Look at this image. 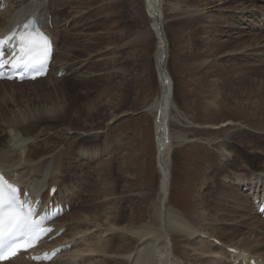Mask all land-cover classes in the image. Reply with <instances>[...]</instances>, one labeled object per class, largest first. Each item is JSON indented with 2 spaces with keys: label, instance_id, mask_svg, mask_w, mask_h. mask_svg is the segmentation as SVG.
<instances>
[{
  "label": "rangeland",
  "instance_id": "1",
  "mask_svg": "<svg viewBox=\"0 0 264 264\" xmlns=\"http://www.w3.org/2000/svg\"><path fill=\"white\" fill-rule=\"evenodd\" d=\"M0 1V6H5L4 0ZM36 1H40V3L38 4ZM48 1L51 5L49 11L53 17L56 18L55 20H58V24L54 29L55 36L57 35L56 38L58 39L59 37V54H57V60L59 57L68 60L65 59L63 55L64 52L67 51L69 54H73L72 56L75 58H81L74 62H62L63 64L73 63L78 69L79 76L75 80L71 77L63 78L64 80L58 78V81H69L67 85L70 91L67 89L65 97H63L66 103L70 102L72 114H80L79 112H84V114L82 115L83 117H79V119L73 123H69L68 121H66L67 123L59 122L60 124H58L62 127L58 124L53 125H57L58 127H50L47 132L43 133L42 136L38 138L35 136L38 132L37 128L29 129L28 132L23 130L19 132L17 129L16 131L19 132L18 137L23 139L25 145H27L21 148L23 154L19 161L22 160V163H24L25 160H23V158H25L29 150L36 152L34 148L43 147L46 143L52 145L50 141L53 140L56 141L58 146L52 145L50 155L47 157L53 162L57 160L58 156V164L62 163L60 156H65L66 147L71 144L72 140L75 141L73 143L75 147L70 154L71 158L68 157L66 160V166L69 163L73 165L71 164L72 166H70L69 164V167L62 173L65 176L66 184L64 183L65 180L63 175L60 173L58 175L52 174L53 164L46 165V167L42 168V173L48 177L53 175L56 177L58 176L59 181H61V183L63 182L60 191L62 189L64 195H59L60 199L71 196L73 192H78L76 198L78 201L75 199V213L78 211L83 217H87V219L91 218L92 223L90 225L93 228L91 231H87L84 221L82 222L80 219L76 221H78L80 225L82 224L83 230L81 229V231L83 233L87 232V241L91 244H95L96 241L99 240V229L112 228L114 226V221L111 223L109 220L103 219L106 221L105 223L104 221L98 222L93 219L95 216L98 218V215L101 213L103 217H107V211L111 212L116 208L118 210L123 209L124 215L129 218L126 219L127 221L125 220L126 222L124 221L118 224L126 227L128 231L132 230L133 227L152 223L150 214L153 213L152 207L155 205V201L159 199L158 190L160 185V173L157 166L158 164H156L158 154L156 130L157 113H154L155 110L151 111L150 109L151 104L154 102L153 100L159 97L161 90L159 80L157 81L155 58L158 32L151 29V21L144 0ZM58 1H62L63 3L68 2L71 5V7L69 4L60 6L61 9L63 7L68 8L63 12V15L57 12L60 7L56 6L55 3ZM213 1L215 0L208 2H200L199 0H165L159 4L160 7L163 5L165 6L163 10L159 9V12L163 17L162 22L165 21L163 28L169 41L168 50L170 51L168 68L174 82V101L177 105V109L175 108L172 113V126L170 128L173 134L172 139L174 140H171V155H169V158H171L169 159V163L172 161L170 165L172 178L169 203L192 219L198 218L200 212L204 213V215L208 216V218L206 216V218L204 217L208 219L206 220L208 224H205V221L202 222V220H205L203 217V219L198 218V223L196 222L198 229L201 231L202 225L204 224L205 227L211 230L216 227L215 235L225 237L227 240H232L234 243L232 242L227 247L233 248L230 245H239V241L246 237L249 238V233L251 234L250 231L254 229V226H250L251 224L248 219L250 212L246 210V212L242 214H233L234 211L232 210L235 207L233 202L229 204L225 203L226 205L223 204L224 208L222 205H219L218 199L216 200L218 202H215L214 198L216 196L214 194H216V189H218L222 183H241L235 186L236 190L240 187L238 189L240 193L243 192L244 194H248L242 182L235 181L236 176L230 175L233 171L232 169V171L230 170V164H241V167L249 171L251 165L257 167V164L252 161L249 165V162L246 163V157L254 158L257 155V157L264 159V119H256V117L243 114L245 111H248V114H250V112L255 109H262L258 106L261 105L262 101L259 99L264 98V30L260 29L263 16L259 14V7L264 5V0H247L248 2L239 1V3L237 2L238 5H236L237 3L235 2L227 5H220V2L218 5L210 3ZM17 2L18 5L21 4L19 7L20 10H27L25 8H28V10L30 8L39 9L40 11L37 10V13H39L41 21H44L42 18H44L45 11L48 10L47 0H26V2L25 0H19ZM30 2L31 4L29 5ZM167 3H175L179 8L177 7V9L170 10V6L168 8ZM194 9L197 10V13L190 15V11ZM253 13L255 15H253ZM196 16L200 18V20H198L199 23L197 22L195 24L194 22L197 19ZM221 16L222 18H229V23L224 24L226 26L222 23L216 25L218 19H222ZM7 19L8 18L4 15L0 17V28L8 22L9 19ZM59 21L62 23L61 25H59ZM143 32L145 37H143ZM137 36H139V40ZM193 37L197 38L194 39ZM143 38L145 42L141 43ZM135 41L136 43H134ZM213 41L214 43L216 42L215 44H224V46H215V49L213 48L214 50H208ZM66 44L70 46L73 45V48L66 49ZM75 44H78V47L81 49H76ZM206 45L207 48L205 47ZM84 49L86 53L83 52ZM206 51H210L208 52L209 55ZM199 56H201L199 58L200 60L197 59ZM60 58L59 60H61ZM62 63H58L55 70L58 71ZM57 71L53 74L56 75ZM53 77L54 76L51 75L49 81L27 86L26 88L28 89H33L35 87L39 88L36 90V93L31 90L27 93H23L24 96H20L18 102L25 103L29 98L30 100L36 99L40 93H45V87L54 88L55 85H52L54 82H51L55 80ZM211 84H214V86ZM216 84H218V86ZM63 87L64 86H62V88ZM4 88H6V86L0 85V93L2 94V98L6 99L9 105H4V102H2L1 108H14V104L12 103L15 101L13 97L14 90H6ZM20 89L22 88H17V90ZM18 92L19 96L21 91ZM216 94L220 96H218V99L216 98ZM38 100L40 101V99ZM55 100L60 105L65 106L63 98L62 100L64 102L60 97L57 99L55 98ZM242 106L243 108L241 109ZM96 108L100 113H95L96 115L88 120L89 116L86 115L88 114V109L96 110ZM243 109L245 110L244 112ZM229 120H235V123ZM84 121H86V123ZM47 124L49 125L50 123ZM85 124H92V126L86 128ZM71 125L75 127L73 128L74 130L70 132L67 130V127L69 128ZM62 129L65 131H62ZM9 130H11V128H8V126L4 124H0V133H3L2 136H0V140H4L0 141L1 149L2 145L4 147L7 143V146L12 150V143L8 144V142L11 138H14L15 134H11ZM29 132H31V134H29ZM174 134L178 136V138H174ZM180 134L185 135L187 141L190 142L182 143L181 140L179 141ZM244 134L253 135L251 139L252 142L251 140L242 139ZM60 135H63V138L57 139V136ZM75 137L79 138L76 140ZM223 140H228L231 144L238 147L240 151H230V153L228 152L227 154V158H225L221 150H218V145ZM60 153L63 154L59 155ZM88 154L94 156V158L88 159ZM45 157V155L40 154L37 161H44V159L47 158ZM85 165L87 168H84L86 167ZM228 165L230 166L228 167ZM89 166H91V169H97L98 166L99 168L96 171L97 174L91 172L89 174ZM67 172H69V174ZM65 173L67 174L65 175ZM29 177L31 176L27 175L25 180H28L29 183L31 182V185L34 187L38 185V183L35 184V182L39 181L36 177V181H32L34 179L31 180ZM95 183H111V186H116V190H113L115 195L105 199L108 201L105 205L107 207L104 206L103 208H99L103 210H101V213L96 211L99 210L96 209V206L102 201L103 194L102 189H100L102 199L99 201L98 198L100 195L99 191L95 192ZM244 183H248V181ZM93 193H96V196ZM88 194L91 195L88 196ZM207 202H209L208 205H206ZM214 203L222 206V208H220L224 210L225 214L229 212L221 223L215 221V219L219 215H224V213H221V210H217L218 213L215 207L217 204ZM98 207H100V203L97 208ZM225 210H227V212ZM130 214L132 216H130ZM77 215L80 217L79 214ZM231 216L233 219H230ZM244 216L248 217L246 218ZM110 217L111 216H109V218ZM235 218L246 228L239 234L241 236L238 235L239 237L237 236V238H230V234L235 230L234 226L230 227V223H233ZM210 220L214 221L210 222ZM226 220L230 222L223 225V222ZM66 223H72L70 218L67 219ZM215 223H219L220 225ZM96 224H98V226ZM102 225H105V227H101ZM250 228L252 229L250 230ZM243 232L245 233L243 234ZM120 234H117L118 237ZM124 235L128 238L132 237L125 233ZM124 235H121V237ZM81 236L79 235L76 238H82ZM203 236L206 237L204 241H210L213 245L217 244L211 241L213 238H209L205 233ZM132 238L133 239L123 238L116 244L117 249L125 253L124 255L131 254L134 256L138 255L141 251L138 248L139 242L136 240L137 238ZM173 239L176 252L178 253L175 254V258L179 259L182 262L181 264H192L193 261L192 258H188L189 255H201L207 258L205 256L207 254L205 251L197 248L199 247L198 245L192 244V241L189 242L185 237L174 235ZM74 240L76 239L74 238ZM87 241L79 240L77 246L83 248ZM134 241L137 242L134 243ZM66 243H68L67 245L72 244V242ZM78 251V248L76 250L73 249L71 253L69 252L60 260L59 264H74L70 260L72 258L77 260L78 254L76 255V253ZM111 255L112 254H108L105 258L112 260V257H110ZM181 256L187 257V260H183ZM219 256L221 255L219 254ZM114 260L112 264H124L123 261L127 263V260H121V258L120 260ZM75 264H78L77 261Z\"/></svg>",
  "mask_w": 264,
  "mask_h": 264
},
{
  "label": "bare ground",
  "instance_id": "2",
  "mask_svg": "<svg viewBox=\"0 0 264 264\" xmlns=\"http://www.w3.org/2000/svg\"><path fill=\"white\" fill-rule=\"evenodd\" d=\"M12 1L13 3V6H14V9L13 11H6V14L4 15L5 17H7L9 19L8 23L6 26H4L2 29H0V34H3L5 32H8L10 31L13 27H11L12 25L18 23V22H22L24 20V18L26 17V14L28 13H31V12H36V9H31L26 12L24 11L22 8V10H15L17 9V7L21 6L18 5V2L19 0H4V4H5V7L6 8H9V6H6L8 3H10ZM31 1V0H30ZM34 1V0H33ZM65 1V0H63ZM165 0H144V3H145V6L147 8V12H148V16H149V19L151 21V29L158 32V39H157V48L159 49V52L155 54V58H156V63H157V60H159L161 58V46H162V42H163V37L160 36V33H159V30H158V26H157V18H153V12H158L160 11L159 9L163 10V7H165L164 5L163 6H159L160 3L164 2ZM200 2H208V1H212V0H199ZM239 1H247V0H215L213 2H210V3H215V4H219L220 2V5H227L229 3H232V2H235V3H239ZM254 1H258V0H254ZM38 2V4L40 3V1H36ZM248 2V1H247ZM250 2V1H249ZM63 2L59 1L57 2L58 6H65L67 4H62ZM68 3V2H67ZM238 3L236 5H238ZM256 3V2H255ZM254 3V5H255ZM31 4V2L29 3V5ZM37 4V5H38ZM101 4V3H100ZM214 4V5H215ZM18 5V6H17ZM28 5V6H29ZM213 5V7H214ZM215 5V6H217ZM253 5V6H254ZM112 6V5H111ZM167 6L169 8L170 6V10H174V9H177V7L179 8V6H177V4L175 3H167ZM176 6V7H175ZM186 6V5H185ZM210 6V4H209ZM246 6V5H245ZM252 6V5H251ZM250 6V7H251ZM40 7V5H39ZM211 7H212V4H211ZM222 7V6H221ZM231 7V6H230ZM255 7V6H254ZM258 7V6H257ZM184 8V7H183ZM210 8V7H209ZM226 8V7H225ZM229 8V7H227ZM237 8V7H236ZM260 9V12L259 14L263 13L264 12V5H261L259 7ZM28 10V8H25ZM68 8L66 7H63L61 10L64 12L66 11ZM197 9V8H196ZM194 9V10H191L190 11V15H194L196 14L197 10ZM206 9V8H205ZM219 9V8H218ZM39 10V9H38ZM50 10V9H49ZM106 10V9H105ZM110 10V9H109ZM112 10V9H111ZM22 11V12H21ZM40 11V10H39ZM204 11V10H203ZM222 11V10H221ZM226 11V10H225ZM250 11H253V10H250ZM8 12V13H7ZM42 12V11H41ZM46 12V11H45ZM245 12V11H244ZM247 13V12H246ZM250 13V12H249ZM199 14V12H198ZM252 14V13H251ZM160 15V19L162 20V15L161 13H159ZM253 15H255L253 13ZM1 16V15H0ZM106 16V15H105ZM200 16V15H199ZM205 16V15H203ZM261 17V16H260ZM4 18V17H3ZM196 21L194 22L195 24L198 22V20H200V18H198L196 16ZM203 18V17H202ZM222 18V16H221ZM7 19V20H8ZM26 19V18H25ZM131 19V18H130ZM237 19V18H236ZM43 20V18H42ZM55 20V19H54ZM174 20V19H173ZM58 21V20H57ZM216 21V20H215ZM165 22V21H164ZM164 22H162L164 24ZM190 23V22H189ZM199 23V22H198ZM228 24L229 23V18L228 17H224L222 19H218L216 25H220V24ZM5 24V23H4ZM48 24L49 23H46V25H43L44 28H46L50 34V36L52 37L53 41H54V60H53V65L55 66L56 65V54H57V51H58V47H59V37L58 39L56 38L57 35L55 36L51 30H49V27H48ZM176 25V24H175ZM193 25V24H192ZM236 25V24H235ZM226 26V25H224ZM228 26V25H227ZM147 27V26H146ZM219 27V26H218ZM204 28V27H203ZM57 29V28H56ZM149 29V30H151ZM206 29V28H205ZM235 29V28H234ZM148 30V31H149ZM164 30V29H163ZM207 30V29H206ZM221 30V28H220ZM223 30V29H222ZM55 31V30H54ZM146 32V31H145ZM165 35H166V32H164ZM209 33V32H208ZM60 34V33H59ZM146 34V33H145ZM149 34V33H148ZM232 34V33H231ZM240 34V33H239ZM141 35V34H140ZM143 35H144V32H143ZM59 36V35H58ZM147 36V35H146ZM138 37V40L140 39L139 36ZM145 37V35L143 36ZM194 37H195V34H194ZM193 37V38H194ZM239 37V36H238ZM244 37V36H243ZM262 37V36H261ZM136 38V37H135ZM134 38V39H135ZM147 38V37H146ZM166 38H167V35H166ZM197 38V37H196ZM194 38V39H196ZM70 39V38H68ZM205 39V38H204ZM209 39V38H207ZM66 40V39H65ZM168 40V38H167ZM70 41V40H69ZM76 41V40H75ZM142 42H145L144 38L142 39L141 43ZM203 42V41H202ZM201 42V43H202ZM206 42V41H205ZM209 42V41H208ZM218 42V40H217ZM64 43V41H63ZM79 43V42H78ZM136 43V41L134 42ZM207 43V42H206ZM216 43V42H215ZM214 41L211 42V46H209L208 50L209 49H215V46L219 47H223L224 44H215ZM70 44V43H69ZM69 44H66V49L67 48H70L72 49L73 48V43L71 44L72 46H70ZM133 44V43H132ZM168 44H169V41H168ZM204 44V43H203ZM259 44V43H258ZM63 45V44H62ZM65 45V44H64ZM81 45V44H80ZM129 45V44H128ZM202 45V44H201ZM231 45V44H230ZM229 45V47H230ZM79 45L78 44H75V47L76 49H81L80 47H78ZM136 46V45H135ZM241 46V45H239ZM83 47V46H82ZM169 47V45H168ZM207 48V45L205 46ZM85 48V47H83ZM87 48V47H86ZM204 48V47H202ZM196 49V47H195ZM201 49V48H200ZM213 49V50H214ZM216 49H219V48H216ZM238 49V48H237ZM256 49V48H255ZM88 50V48H87ZM64 51V50H63ZM74 51V50H73ZM158 51V50H157ZM170 51V50H168ZM236 51V50H235ZM242 51V50H241ZM85 52V49L84 51ZM207 52V51H206ZM210 52V51H208ZM207 52V53H208ZM244 52V51H243ZM86 53V52H85ZM216 53V52H215ZM263 53V52H262ZM59 54V53H58ZM228 54V53H227ZM64 58L65 59H68V60H64L63 58H60L61 60H59L58 58V63H62V62H70V61H75V60H80L81 58H75L74 56H72L73 54H69L68 51L67 52H64ZM62 55V57H63ZM209 55V53H208ZM233 55V54H232ZM58 57V56H57ZM201 56L197 57V59H199ZM102 58V57H101ZM203 58V57H202ZM206 58V57H205ZM236 58V57H235ZM83 59V58H82ZM200 60V59H199ZM232 60V59H231ZM234 60V59H233ZM240 60V59H239ZM77 62V61H76ZM204 62V61H203ZM208 62V61H207ZM232 62V61H231ZM202 63V62H200ZM68 64V63H67ZM71 64V63H69ZM196 65V64H195ZM199 65V63H198ZM238 65V64H237ZM193 66V65H192ZM204 66V65H203ZM232 69V68H231ZM156 70H157V67H156ZM218 70V69H217ZM60 71H65L66 74L65 76H72L73 79L75 80L77 77V69L74 67V65H66V64H61L56 75L60 72ZM55 72V71H54ZM52 72L51 74H49L45 79H40V80H36L35 82H25L23 84H16V83H11V82H0V85H4L6 86V90H10V89H13L14 90V94H13V97L15 99V101H13L12 103L14 104V108H1V103L4 102L3 104L4 105H7L8 102L6 99L2 98V94L0 93V124H4L5 126H8V128H11V130H9V132L12 134L14 133V138H11L8 142V144L12 143V150L9 148V147H6L7 150H3L1 151L0 150V169L3 170L4 174L11 178L13 181H15L16 183H18L24 190L25 189H28V190H31L32 192V195L35 199H38L39 197L42 198L43 202L45 203H48L49 201H53V200H57L59 195H61V191H60V185L59 182H58V178L56 176H54L55 174H61L63 175L64 177V180H65V176L64 174H62L64 172L65 169H67V167H69V164L70 166H72L73 164L72 163H69L67 166V162L66 160L68 159V157H70V154L72 153V149L75 147V145H73V143L75 141H71V144H69V146L66 147V153H65V156L64 155H61L63 153H60L59 155H61V162L62 163H59L58 164V156H57V160H54L52 162V160H50L47 156L50 155V152H51V148H52V145H57L56 141H53L51 140L50 141V144L52 145H49L48 143H46V145H44L43 147H40V148H34V150L36 152H32L31 150L28 151V153L26 154L25 158H23V160H25L24 163H22V160L19 161L21 155L23 154V152L21 151V148L24 147V146H27L25 145V142L23 139L19 138V132L20 131H26L28 132L29 129H34V128H37L38 132L37 134L35 135L36 138H38L39 136H42L43 133L47 132V130H49L50 127L52 128H55V127H58L57 125L56 126H53L55 124H58L59 122L61 123H65L66 121H68L69 123H73L74 121L76 122L79 117L81 118V116L84 114L79 112L80 114L76 113L75 115L71 113V109H70V102L66 103L65 101V93H67V89H69V86L67 85V83H69V81L67 82V80L65 81H58V80H54V81H51V82H54L52 85H55L54 88H51V87H45V93L42 94L40 93L38 95V97L36 99H32L30 100L27 99V101H25V103H21V102H18V98L20 96H24L23 93H27L28 91H33L34 93H36V90H38L37 87L33 88V89H28L26 88L27 86H30V85H37V84H40V83H43V82H46V81H49V78L51 75H53ZM215 72V71H214ZM158 75V74H157ZM166 78H169L168 80V88H169V95H168V98L167 99H162V93H163V89H164V84H163V81H162V78L161 76L158 75V80H159V83H160V86H161V90H160V95L159 97H156L153 101V103L151 104L150 106V109L151 111H154V113H157L158 112V109L160 107L163 108V114H162V118H161V122L160 124H157L156 127H157V131L159 129L162 130V132H160L158 134V140L163 142L164 144V151L163 153L159 154L158 157H157V162L156 164H158V169H159V173H160V185H159V190H158V200L155 201V205H153V209H152V212L150 214L151 218H152V223H149V224H143V225H139L137 227H133L132 230H129L124 227V226H120L118 223H122L124 222L127 218L129 217H126L124 214V211L123 209L122 210H118L117 208L114 210L113 208V211H107V217H103L102 213H101V210L102 209H99V208H103L106 203L108 201H106L105 199L112 196V195H115L114 191L113 190H116V186L113 185L111 186V183H95L94 185V189H95V192L96 191H99V201L102 199V196H101V191L100 189H102V194H103V199L102 201H100V207L97 208L96 206V209H99V210H96L97 212H100L101 214L98 215V218L97 216L93 217L94 220L98 221V222H101V221H104L106 223L105 220L103 219H107L109 220V222H113L114 221V226L112 228H104V229H99V240L96 241L95 244H91L89 241H87L86 237H87V232L83 233L81 231L82 229V224L80 225L78 223V219L82 220V222L84 221L85 222V226H86V230L87 231H91L92 230V226L90 225L92 222V219L91 218H88L87 217H83V215H81L80 212L76 211L77 213L74 212V214H71L68 218H70V220L72 221V223L70 224H67L64 226L61 224V221H67V215L64 216L63 218L59 219L57 222H56V226L59 229H65V235L54 241L53 244H55L56 246H59V245H67L68 243L66 242H71V240H73L74 238L77 239L76 237L77 236H81L83 238L84 241H87L86 244L84 245L85 247L83 248H79V246H77L79 243V239H77V243H76V248L75 250L78 248L79 251L76 253L77 257L80 259L77 258V260L75 259H71L70 261H72L74 264L75 262L77 261L79 264H112L113 261H115L114 259H118L120 260H127V263H125L123 261L124 264H181L182 262L175 258V254L177 253L176 252V249H175V244H174V235H179V236H182V237H185L186 239H188V241H192L191 243L194 245H198L199 249L205 251L207 254L205 255L207 258H204L202 257L201 255L200 256H192V255H189L188 258H192V264H235V263H239V262H242V261H247L249 257H254L257 264H264V220L261 218V216L258 215V212H257V209L255 208V205H256V200L257 199H260L261 202H263L264 200V159L263 158H259L257 157H252V158H245L246 159V163L249 162V165L250 163L253 161L257 164V167H255L254 165H251L250 166V170L247 171L245 168L241 167L242 165H231V168L230 170L232 171L230 175H234L236 176L235 178V181L237 182H242L244 188H246L247 190V193L248 194H244L243 192L240 193L239 191L240 190H236V185H239L241 183H222V185L216 189V194H214L216 197L213 198L215 199V202H218L219 205H222L223 204H229L231 202H233V205L236 207L233 208L232 211L233 214L235 213H245L246 210L249 213V217L248 216H244V217H248L249 221H250V226H254V229L251 232V234L249 233V238H245L243 240H240L239 241V245L237 244V246H234V245H230L232 246L235 250L239 251L238 253H232L230 252L228 249L227 246H229V244H231L233 241L232 240H227L225 237H219L217 235H215V229L216 227L211 230L207 227H205V224H208L206 223V220L208 219H205L206 217L208 218V216L204 215V213L200 212L199 215H198V218L199 219H203L205 216V220H202V222L205 221V224L202 225V230L200 231L197 227V221L199 220L198 218L196 219H192L190 218V216H186L187 214H183L182 212H180L179 209H177L176 207H173L170 205L169 203V196H170V186H171V162L169 163V158L171 155V149H170V144H171V140H174L172 139L173 138V134H172V131H171V121H172V113H173V110L176 108V104H175V101H174V82H173V79L170 75V71H169V68L167 66V73H166ZM80 79V78H79ZM218 79V78H217ZM64 80V79H63ZM81 81V80H80ZM217 83V82H216ZM212 86H214V84H211ZM218 86V84H216ZM62 86H64L62 88ZM17 88H22L20 90H17ZM216 88V87H215ZM3 90V89H2ZM1 91V90H0ZM18 91H21L20 95L18 96ZM70 91V89H69ZM217 93V92H216ZM8 94V93H7ZM171 94V96H170ZM216 98L218 99V94H216ZM64 96V97H63ZM27 97V96H26ZM62 98L64 99L65 101V106L64 105H60L56 100L55 98ZM121 97V96H120ZM220 97V96H219ZM47 98V99H46ZM123 98V97H122ZM40 99V101L38 100ZM36 100V101H35ZM261 101V105H259L258 107H261L262 109H255L253 111L250 112V114H248L249 112L248 111H245L243 109V114L245 115H248V116H251V117H256V119H264V98H260L259 99ZM35 101V103H34ZM38 101V103H37ZM63 101V100H62ZM63 101V102H64ZM69 101V100H68ZM119 102V101H118ZM152 102V101H151ZM150 102V103H151ZM120 103V102H119ZM149 103V104H150ZM252 103V102H251ZM248 104V103H247ZM9 105V104H8ZM12 105V104H10ZM119 105V104H118ZM238 105V104H237ZM242 105V104H241ZM244 105V104H243ZM109 106V104H108ZM111 106V105H110ZM112 107V106H111ZM121 107V106H120ZM238 107V106H237ZM240 107V106H239ZM246 107V106H245ZM95 108V107H94ZM99 108V107H98ZM103 108V107H102ZM114 108V107H113ZM243 108V106L241 107V109ZM248 108V107H246ZM245 108V109H246ZM149 109V110H150ZM177 109V108H176ZM239 109V108H237ZM102 110V109H101ZM117 110V109H116ZM148 110V111H149ZM240 110V109H239ZM248 110V109H247ZM242 111V110H241ZM88 114H86L87 116H89L88 120H90L94 115L100 113L98 111V109L96 108L95 109H92V110H89L88 109ZM113 112V111H112ZM74 113V112H73ZM96 113V114H95ZM150 113V111H149ZM106 114V113H105ZM115 115V114H113ZM107 116V115H106ZM116 116V115H115ZM114 116V117H115ZM83 117V116H82ZM72 118H77V119H72ZM87 118V117H86ZM108 118V117H107ZM116 118V117H115ZM109 119V118H108ZM119 119V118H118ZM95 120V119H94ZM231 121L232 123L235 121V120H229ZM57 122V123H55ZM86 123V121H84ZM89 122V121H88ZM47 123H50L49 125ZM59 123V124H60ZM67 123V122H66ZM90 123V122H89ZM98 123V122H97ZM235 123V122H234ZM58 124V125H59ZM101 124V123H100ZM99 124V125H100ZM228 124V122H227ZM230 124V122H229ZM241 124V123H240ZM73 125V124H72ZM69 126V128L67 127V130L68 131H73L74 127L75 126ZM84 125V123H83ZM94 125V124H93ZM98 125V124H96ZM223 125V124H222ZM60 126V125H59ZM66 126V124H65ZM86 128L87 127H91L92 124H85ZM62 127V126H60ZM216 127V126H215ZM19 130L16 131V130ZM90 129V128H88ZM64 129H62L63 131ZM56 131H59V130H56ZM65 131V130H64ZM255 131V130H254ZM61 133V132H60ZM3 133H0V136H2ZM29 134H31V132H29ZM65 134V133H64ZM88 134V132H87ZM247 134V133H246ZM6 135V134H5ZM77 136V135H76ZM178 138V136H175L174 134V138ZM180 139H178L179 141L181 140L182 143L184 142H188L187 141V137L185 135H182L180 134L179 135ZM60 138H63V135H60V136H57V139H60ZM69 138V136H68ZM67 138V139H68ZM79 138V137H77ZM77 138L75 137V139L77 140ZM83 138V137H82ZM166 138H168L170 140V143H166ZM253 138V135H243L242 136V139L244 140H251ZM5 139V138H4ZM72 139V138H71ZM62 140V139H61ZM114 140H117V139H114ZM119 140V138H118ZM0 141H4V140H0ZM58 141V140H57ZM178 141V142H179ZM199 141V140H198ZM212 141V140H211ZM122 142V141H121ZM190 142V141H189ZM188 142V143H189ZM252 142V140H251ZM4 143V142H3ZM70 143V142H69ZM85 143H86V140H85ZM203 143V142H202ZM205 143V142H204ZM255 143V142H254ZM181 144V143H180ZM179 144V145H180ZM251 144V143H250ZM253 144V143H252ZM85 145V144H84ZM91 145V144H90ZM94 145V143H93ZM173 145V144H172ZM257 145V144H256ZM6 146H7V143H6ZM58 146V145H57ZM82 146V145H81ZM122 146V144H121ZM174 146V145H173ZM255 146V145H253ZM83 147V146H82ZM85 147V146H84ZM92 147V146H91ZM2 148H3V145H2ZM89 148V147H88ZM260 148V147H259ZM258 148V149H259ZM5 149V148H4ZM92 149V148H91ZM142 149V148H141ZM215 149V148H214ZM217 149V148H216ZM249 149V148H248ZM90 150V149H89ZM218 150H221L222 152V155L227 158V154L228 152L230 153V151H234V150H239L238 147H236L235 145L231 144V142H229L228 140L225 141L223 140L222 142H220V144L218 145ZM261 150V149H260ZM240 151V150H239ZM88 152V151H87ZM94 152V151H93ZM219 152V151H218ZM86 153V152H85ZM90 153V152H89ZM141 153V152H140ZM170 153V154H169ZM240 153V152H239ZM45 155L46 159H44V161H37L38 159V156L39 155ZM139 154V153H137ZM235 154V153H234ZM141 155V154H140ZM217 155V154H216ZM248 155V154H246ZM245 155V156H246ZM88 156V159H93L94 156H91V155H87ZM240 156V155H239ZM243 156V154H242ZM250 156V155H249ZM103 157V156H102ZM101 157V158H102ZM71 158V157H70ZM237 158V157H236ZM242 159V158H241ZM240 160V159H239ZM52 162V163H51ZM66 162V163H65ZM227 162V161H226ZM235 162V161H234ZM238 162V161H237ZM241 162V161H240ZM263 163V164H262ZM50 164H53L52 166V174H54L53 176H46L42 173V168L46 167V165H50ZM72 164V165H71ZM82 164V162H81ZM99 164V163H98ZM234 164V163H233ZM259 164V165H258ZM87 165V164H86ZM85 165V166H86ZM94 165V164H93ZM97 165V164H96ZM95 165V166H96ZM228 165V167L230 166ZM248 165V164H247ZM83 166V165H82ZM166 167H167V170L169 171V174H167V170H166ZM227 167V166H226ZM233 167V168H232ZM71 168V167H70ZM84 168H87L84 167ZM98 166H97V169L96 171L98 170ZM72 169V168H71ZM81 169V168H80ZM228 169V168H226ZM69 170V169H68ZM73 170V169H72ZM25 172V174H30L32 177H29V178H34V177H38L39 181L37 182L38 183V186H37V190H33L32 188H30V185L28 184V182H26L25 180L21 179L20 178V174L22 172ZM71 171V170H70ZM69 171V172H70ZM226 171V170H225ZM69 172H67L69 174ZM229 172V171H228ZM65 173V175L67 174ZM80 174V173H79ZM90 174V173H89ZM221 174V173H220ZM84 175V174H83ZM78 176V175H77ZM80 176V175H79ZM88 176V175H87ZM227 177V176H225ZM79 178V177H78ZM32 180V179H31ZM30 180V181H31ZM32 181H36L35 178L34 180ZM107 181V180H106ZM248 183H244V182H247ZM66 182V180L64 181V183ZM219 182V181H218ZM33 183V182H32ZM36 184V182H35ZM66 184V183H65ZM64 184V185H65ZM85 185V184H83ZM220 185V184H219ZM218 185V186H219ZM52 186H55L58 188V191L57 193L55 194V196L53 198H50L49 197V191H50V188ZM59 186V187H58ZM87 186V185H86ZM91 186V185H89ZM246 186V187H245ZM34 187V186H33ZM90 188V187H89ZM87 188V189H89ZM84 189V188H83ZM76 191V190H75ZM90 191V190H89ZM214 191V190H213ZM243 191V190H242ZM81 192V191H80ZM213 192V193H215ZM75 192H73V194H71V197L67 198V197H64V199H62L61 203L63 204H69V202L71 201V199L73 198V196L75 195L74 194ZM78 193V192H77ZM98 193V192H97ZM95 194L96 196V193H93ZM80 195V194H79ZM85 195V194H84ZM87 195V194H86ZM91 195V194H90ZM88 194V196H90ZM93 196V195H92ZM210 197V196H209ZM81 198V197H80ZM97 198V197H96ZM218 199V201H216ZM77 200V199H76ZM90 200V199H89ZM213 200V199H212ZM78 201V200H77ZM84 201V200H83ZM126 201V200H125ZM95 202V201H93ZM119 202V201H118ZM201 202V201H200ZM211 202V201H210ZM80 204V202H79ZM94 204V203H93ZM92 204V205H93ZM209 202L206 203V205H208ZM214 204H217V203H214ZM225 204V205H226ZM95 205V204H94ZM108 205V204H107ZM217 204L216 207V211L217 210H221L222 206H219ZM73 206V205H72ZM118 206V205H117ZM107 207V206H105ZM221 207V208H220ZM224 207V206H223ZM81 208V206H80ZM79 208V209H80ZM85 208V207H83ZM225 208V207H224ZM223 208V209H224ZM109 209V208H108ZM111 209V208H110ZM121 209V208H120ZM227 209V207H226ZM229 209V208H228ZM94 210V209H93ZM90 211V210H89ZM92 211V210H91ZM103 211V210H102ZM222 212L221 213H224V210H221ZM227 212V210H225ZM231 211V210H230ZM218 212V211H217ZM255 212V214H254ZM94 213V212H93ZM129 213V212H128ZM219 213V212H218ZM229 213V212H228ZM228 213H224V215H219L218 217H216L215 221L217 222H220L227 216ZM80 217H78V215ZM85 214V213H84ZM97 214V213H96ZM129 215V214H127ZM208 215V213H207ZM102 216V217H101ZM106 216V215H105ZM109 216H111L109 218ZM130 216H132L130 214ZM223 216V217H222ZM197 217V216H196ZM203 217V218H202ZM212 217V216H211ZM64 218H67L65 220H63ZM214 218V217H213ZM230 219H233L232 216L230 217ZM229 219V220H230ZM229 220H226L224 221L223 225H225V223L227 222H230ZM127 221V220H126ZM125 221V222H126ZM201 221V220H200ZM211 221H214V220H210ZM197 222V223H196ZM213 223V222H212ZM101 224V223H100ZM203 224V223H202ZM215 224H219V223H215ZM230 227H233L235 228L234 231H232V233L230 234V238L231 237H236L241 233L242 230H245L246 227H243L242 223L237 220V218H235L234 222L233 223H230ZM93 225V224H92ZM98 226V224H96ZM95 225V226H96ZM200 225H201V222H200ZM213 225V224H212ZM220 225V224H219ZM227 225V224H226ZM94 226V225H93ZM210 226V224H209ZM215 226V225H213ZM212 226V227H213ZM101 227H105V225H102ZM99 227V228H101ZM224 227V226H222ZM228 227V226H227ZM243 227V228H242ZM249 227V226H248ZM219 228V227H218ZM217 228V229H218ZM233 228V229H234ZM224 229V228H223ZM252 228H250L251 230ZM83 230V229H82ZM226 230V229H225ZM122 231H125V232H122ZM230 232V231H228ZM122 233V234H120ZM125 234L127 235H131L132 237H136L137 241L139 242V246L138 248L141 250L139 252L138 255H134L132 256L131 254H126L124 255L125 253H122L120 250L117 249L116 247V244L119 240L125 238V239H133L132 237H125ZM206 234L209 236V238H213V239H216V240H219L220 241V244H216V245H213L210 241H204V237L203 234ZM245 232H243L244 234ZM90 234V233H89ZM117 234H120L119 237ZM248 234V233H246ZM121 235H124L123 237H121ZM235 235V236H234ZM241 236V235H239ZM238 236V237H239ZM245 236V235H244ZM97 238H98V235H97ZM261 238V239H260ZM91 239V238H90ZM239 239V238H238ZM241 239V238H240ZM137 241H134L137 242ZM74 243V244H75ZM234 243V242H233ZM73 244V245H74ZM138 244V243H137ZM73 247V246H72ZM228 248V249H227ZM242 253H241V252ZM199 252V251H198ZM201 252V251H200ZM71 253V252H70ZM74 253V252H73ZM108 254H112L110 257H112V260H109V259H106V255ZM178 254V253H177ZM219 254L221 256H219ZM245 254H247V256H245ZM87 255V256H86ZM198 255V254H197ZM219 256V257H218ZM61 257V256H60ZM60 257L58 258L60 260ZM218 257V258H217ZM181 258L183 260H187V257L185 256H181ZM58 261V260H57ZM56 261V262H57ZM69 261V262H70ZM121 262V261H120ZM220 262V263H218ZM55 263V262H53ZM51 263V264H53ZM58 263V262H57ZM7 264H31V263H28V262H25L24 260L22 259H16L10 263H7ZM240 264V263H239Z\"/></svg>",
  "mask_w": 264,
  "mask_h": 264
},
{
  "label": "snow or ice",
  "instance_id": "3",
  "mask_svg": "<svg viewBox=\"0 0 264 264\" xmlns=\"http://www.w3.org/2000/svg\"><path fill=\"white\" fill-rule=\"evenodd\" d=\"M12 29L0 39V69L10 65L14 69H40L50 51L48 37L37 27L34 18ZM10 49V60H4L5 49ZM0 78H3L0 76ZM55 189L51 190L54 194ZM31 201H22L19 190L9 184L0 173V258L19 246L34 247L51 229L43 227L48 217L35 220L36 210ZM38 259V258H37Z\"/></svg>",
  "mask_w": 264,
  "mask_h": 264
},
{
  "label": "water",
  "instance_id": "4",
  "mask_svg": "<svg viewBox=\"0 0 264 264\" xmlns=\"http://www.w3.org/2000/svg\"><path fill=\"white\" fill-rule=\"evenodd\" d=\"M159 11L158 12H153V16L157 18V26H158V30H159V33L162 37H164L165 39V34H164V30H163V23H162V20L160 19V15H159ZM167 42L165 40V43L163 44V50H162V60L160 61V70L162 71V73H164V70H165V64H166V59H167V56H168V53H167ZM165 81V80H164ZM163 96L164 98H168V94H169V89H168V84L165 83V91H163ZM160 150L162 151V148H160Z\"/></svg>",
  "mask_w": 264,
  "mask_h": 264
}]
</instances>
